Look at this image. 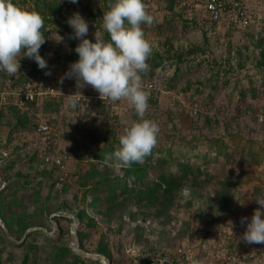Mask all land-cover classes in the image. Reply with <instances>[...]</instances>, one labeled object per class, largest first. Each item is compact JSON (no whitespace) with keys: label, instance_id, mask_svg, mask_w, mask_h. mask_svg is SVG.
Wrapping results in <instances>:
<instances>
[{"label":"rangeland","instance_id":"obj_1","mask_svg":"<svg viewBox=\"0 0 264 264\" xmlns=\"http://www.w3.org/2000/svg\"><path fill=\"white\" fill-rule=\"evenodd\" d=\"M14 1L32 11L33 0ZM57 2L65 15L73 8L88 22V39H108L102 24L107 0ZM144 4L153 17L141 25L152 53L141 82L154 87L144 89L145 117L159 133L151 157L139 164L148 181L159 171V154L172 172L187 157L200 167L198 182L176 190L166 214L155 216L153 207L138 204L128 190L133 175H125L126 166L112 156L123 128L138 117L127 101L124 106L100 97L88 85L79 89L83 110L69 104L76 81L61 83L60 77L76 60L65 54L78 40L62 19L59 25L47 22L39 52L48 68L21 57L17 73L0 71V93L51 75L58 92L28 114L0 102V264H264V244L241 238L242 218L259 207L253 197L264 193V64H258L264 59V1L254 6L246 29L218 24L201 11L174 9L167 0ZM43 111L55 124L40 133L36 123ZM53 146L67 154L62 168L44 159ZM97 152L103 157L96 158ZM123 184L126 192L108 197L110 188L118 194ZM19 218L32 224L20 238ZM100 241L109 257L96 251Z\"/></svg>","mask_w":264,"mask_h":264},{"label":"clouds","instance_id":"obj_2","mask_svg":"<svg viewBox=\"0 0 264 264\" xmlns=\"http://www.w3.org/2000/svg\"><path fill=\"white\" fill-rule=\"evenodd\" d=\"M66 22L72 28L71 38L78 40L74 47L77 59L60 77L61 83L65 78L76 81L77 90L70 96L69 104L76 107L85 100L79 89L86 85L100 97L127 101L138 118L123 128L119 147L112 156L120 166L142 163L157 144L159 133L158 124L145 117L149 97L141 82V73L148 69L147 60L152 53V45L141 27L153 22L144 0H111L102 16L107 40L96 35L94 40L88 39V22L78 12ZM43 24L37 12L19 7L14 0H0V71L17 73L21 57L34 60L40 69L48 68L39 52L45 42ZM253 198L259 207L253 209L250 217L242 218L245 231L241 238L249 244H264V193Z\"/></svg>","mask_w":264,"mask_h":264},{"label":"trees","instance_id":"obj_3","mask_svg":"<svg viewBox=\"0 0 264 264\" xmlns=\"http://www.w3.org/2000/svg\"><path fill=\"white\" fill-rule=\"evenodd\" d=\"M24 3L26 0H23ZM150 1V0H148ZM170 7H173V0H167ZM15 2V1H14ZM111 3V0H107ZM145 2V0H144ZM40 3V5H39ZM69 2H66L65 6H67ZM33 8L32 11L37 12L41 15L43 18L44 24L41 31L45 35V42L41 46V49L45 48L46 45V36L47 32L45 31V24L48 23H54L56 25L60 24V19H62L65 23V26L67 25V18L70 17L75 10L73 8L70 9L69 14L65 15L63 13L64 8L63 6L57 2V0H33ZM109 6V5H108ZM188 21V20H185ZM190 22H193L190 20ZM107 40V36L105 38ZM77 44V43H76ZM74 43H69V49L66 52L65 56L68 60H74L77 59V54L74 51L75 45ZM178 59H181V54L177 56ZM259 65L264 64V59H260L258 62ZM33 69H36V65L32 64ZM48 103V102H44ZM35 104H31V110L36 109ZM10 108L12 110H15L16 108L14 106L10 105ZM27 114V113H26ZM27 115L22 114L21 117L18 118L20 123H24L27 121ZM96 158H102V153L97 152L94 154ZM170 156V153H169ZM151 155H147L145 158L149 159ZM167 158L164 155L159 154L155 159V165L159 167V171L156 175V177L152 180H146V167L144 165H141L139 163H132L130 166H126L124 170L125 175H133L134 177V187L129 188L128 190L130 193H132V196L134 199L138 202V204H141L145 207H153L155 216H159L161 214L168 213L170 207L173 205L174 202V195L175 191L180 189L184 184H190L194 185L199 180V175L201 174L200 167L198 165H195L189 161L187 157L178 159L176 161V172L169 171L165 169V165L167 164ZM207 179V178H206ZM138 183L139 187H135V184ZM112 187V186H110ZM127 191L126 184H123L118 194H116L114 187L110 188V191L108 193V197L112 198L113 196H118L119 194H122ZM217 197H220L221 195H216ZM85 214L84 210H80L77 214V217L81 219L83 215ZM18 216H20L18 214ZM7 227H10V222H5ZM18 238L21 237L25 229L30 227L32 224L29 221H26L24 219L19 218L18 220ZM81 234V232L78 233V235ZM65 251H70V247H66ZM96 251L110 256V253L108 251V248L106 244L103 241H100L96 246ZM76 260H80V255L75 254L74 256Z\"/></svg>","mask_w":264,"mask_h":264},{"label":"built area","instance_id":"obj_4","mask_svg":"<svg viewBox=\"0 0 264 264\" xmlns=\"http://www.w3.org/2000/svg\"><path fill=\"white\" fill-rule=\"evenodd\" d=\"M262 1L264 0H173V8L201 11L211 21L218 24L246 29L256 16L254 6L259 5ZM250 3H252V8ZM191 15L189 18L192 17ZM54 76L51 75L39 83L38 81L28 80L22 84L9 87L8 90L0 93V102L6 103L8 100L9 103L7 104L28 114L31 104L38 107L45 101L53 100L58 95L56 90L57 79H54ZM143 89L153 90V83L145 82ZM83 101L79 103L80 110H83ZM123 102V99L119 100L120 105H124ZM118 113V111H114V114ZM41 117V122L36 123V130L40 133L48 132L55 123L51 116L44 111ZM44 159L50 161L54 167L62 168L67 159V154L60 152L53 146L45 153Z\"/></svg>","mask_w":264,"mask_h":264}]
</instances>
